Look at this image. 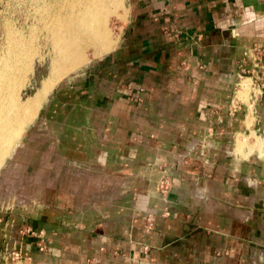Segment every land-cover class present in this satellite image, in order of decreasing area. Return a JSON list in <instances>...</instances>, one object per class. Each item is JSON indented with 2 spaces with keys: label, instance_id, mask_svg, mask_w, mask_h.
I'll return each mask as SVG.
<instances>
[{
  "label": "crops",
  "instance_id": "obj_1",
  "mask_svg": "<svg viewBox=\"0 0 264 264\" xmlns=\"http://www.w3.org/2000/svg\"><path fill=\"white\" fill-rule=\"evenodd\" d=\"M252 46L264 47V0H132L119 43L60 87V117H43L54 155L109 177L113 195L9 214L0 249L5 234L24 264H264V161L226 153L230 135L264 124V55L253 120L226 111Z\"/></svg>",
  "mask_w": 264,
  "mask_h": 264
},
{
  "label": "rangeland",
  "instance_id": "obj_2",
  "mask_svg": "<svg viewBox=\"0 0 264 264\" xmlns=\"http://www.w3.org/2000/svg\"><path fill=\"white\" fill-rule=\"evenodd\" d=\"M48 1L53 0H0V58L8 55V50L11 47L13 40L19 37V30L21 31L22 39L25 42H28L31 46H34L37 52L32 56L30 66L23 73V77L20 78L21 87L17 88V90H20L22 100H25L26 97L32 95L40 87L41 80L46 79L48 75L49 42L45 41L43 43L44 40L40 38V32L36 29V38L29 34L31 26H40L41 20L39 19V15L45 12V2ZM121 3V8L113 9L111 7L107 16V25L110 30L111 41H114V46L119 43L124 31V26L127 23L130 12L132 11V0H121ZM41 56H43L42 60ZM86 56L87 61L83 65L74 72H72V70V73L69 72V74L65 75V82L58 81L56 83L57 85L55 84L37 110L36 115L32 119L33 121L24 127L17 144L8 151L6 155L7 157L5 156L6 158L1 162L0 217L3 219L9 214L23 212L29 209H44L46 205H48L50 199L53 202L50 204L57 205L59 203L57 201L55 202V198L58 199L57 197L61 194H71L80 200H84V206L91 207L100 206L106 203V197L110 194L113 195L115 191L114 183L109 177L97 175L94 172L72 164L70 161H65L62 157L54 155L53 146L51 143L49 144V139H44L47 129L45 128L43 117H60V108L56 106L58 105L57 103L62 93L60 87L67 85V83L73 79L75 74L79 73L81 70L85 69L86 66H89L94 60L99 58L91 53H88ZM244 77H247V75L243 74L242 77H239L237 82ZM242 83L249 86L247 90L244 89ZM240 84L234 85L231 90V95L227 102L228 106L226 108L227 116H230V113L234 115L239 109L238 106L240 105L241 109L243 105V108L247 112L245 113L250 114L253 120V117H255V101L259 98V103L261 100L259 96L260 90L253 86L251 80L248 81L242 79ZM237 88H240L239 96H243V100L235 97L234 93ZM249 89L251 90L249 95H247ZM27 90L33 91L27 94ZM251 92H253L254 95H252ZM224 124L225 123H223V125ZM51 127L55 130L56 124L53 123ZM249 131H251L250 134ZM249 131L245 129L237 136H234V134L230 135L227 138L226 147H228L226 153L233 155V151L237 148V152L241 154L240 156L245 155L247 154L246 152H248V156L251 155L264 161V143H261L264 142V124L258 121L254 123L253 127L250 126ZM258 142L263 147H260ZM162 176L168 178L169 186V175L163 174L160 178ZM101 182L103 184L105 182V185L96 187L95 189V183L101 185ZM157 182L158 181L154 184V189L161 194L155 188ZM31 183H35L33 185L36 187ZM44 184L45 186H43ZM168 186L165 193L168 190Z\"/></svg>",
  "mask_w": 264,
  "mask_h": 264
},
{
  "label": "bare ground",
  "instance_id": "obj_3",
  "mask_svg": "<svg viewBox=\"0 0 264 264\" xmlns=\"http://www.w3.org/2000/svg\"><path fill=\"white\" fill-rule=\"evenodd\" d=\"M111 7L113 9L121 8V0H53L45 2L46 10L39 15L41 24L38 27L31 26L29 34L36 38V29L40 32V38L44 40L43 43L49 42L48 75L46 79L41 80L40 87L25 100L21 99L20 90L18 91L17 88L21 87L20 78L30 66L32 56L37 52L34 46L22 39L20 30L19 37H14L8 55L0 58V165L7 157L8 151L17 144L24 127L33 121L37 110L55 84L58 81L65 82V75L72 70L74 72L83 65L87 61L88 53L100 57L114 47V41H111L107 25V16ZM42 58L43 56H41V60ZM242 84L245 87V83ZM263 146L260 145V147Z\"/></svg>",
  "mask_w": 264,
  "mask_h": 264
},
{
  "label": "built area",
  "instance_id": "obj_4",
  "mask_svg": "<svg viewBox=\"0 0 264 264\" xmlns=\"http://www.w3.org/2000/svg\"><path fill=\"white\" fill-rule=\"evenodd\" d=\"M244 55H246V57L249 58V62L252 65V69L241 72L240 77H242V75L245 74L251 81H255L256 77L254 76L253 68L256 67L257 61L262 57V55H264V47L252 46L246 49V51L244 52ZM262 93L263 92L261 91L259 92L260 96ZM258 101H259V98L256 99L255 103L257 104ZM167 186H168V178L162 176L158 180L155 188L161 194H164L167 189ZM1 218L2 217H0V222H1ZM146 221L147 223H146L145 228L150 229L153 223V216L151 214H148L146 217ZM17 232L20 236L28 235V236L35 237L37 239L36 240L37 249L39 251H42L44 249L42 235L40 234L39 231H36L31 225H24L20 227L17 230ZM3 236L4 237H3V241H2V245L0 249V258H2L3 260L7 261L10 264H24V261L30 260V256L28 252H26L25 250H22L20 246H17L15 244L14 241L10 240L9 238H6L5 234Z\"/></svg>",
  "mask_w": 264,
  "mask_h": 264
},
{
  "label": "water",
  "instance_id": "obj_5",
  "mask_svg": "<svg viewBox=\"0 0 264 264\" xmlns=\"http://www.w3.org/2000/svg\"><path fill=\"white\" fill-rule=\"evenodd\" d=\"M32 91H33V90H27L26 92H27V94H28V93H31Z\"/></svg>",
  "mask_w": 264,
  "mask_h": 264
}]
</instances>
